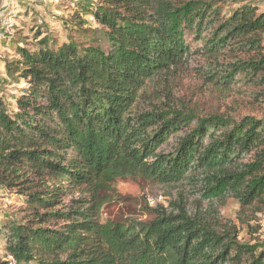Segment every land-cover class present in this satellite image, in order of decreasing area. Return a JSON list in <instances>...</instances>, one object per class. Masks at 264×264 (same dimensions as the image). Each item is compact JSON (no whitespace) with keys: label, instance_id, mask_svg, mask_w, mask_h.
<instances>
[{"label":"trees","instance_id":"trees-1","mask_svg":"<svg viewBox=\"0 0 264 264\" xmlns=\"http://www.w3.org/2000/svg\"><path fill=\"white\" fill-rule=\"evenodd\" d=\"M238 1L94 0L68 16L106 44L20 47L5 63L27 89L14 110L0 100V190L23 204L0 221V264H264L220 212L264 213V118L200 116L172 95L192 69L264 106V11L222 13ZM123 180L159 189L144 219H102Z\"/></svg>","mask_w":264,"mask_h":264},{"label":"rangeland","instance_id":"rangeland-1","mask_svg":"<svg viewBox=\"0 0 264 264\" xmlns=\"http://www.w3.org/2000/svg\"><path fill=\"white\" fill-rule=\"evenodd\" d=\"M74 1L61 0V3L55 7L50 5L30 7L22 4L20 12L13 14L14 27L9 29L11 37L7 41L3 40L0 44V100L9 107V110L15 109V99L27 89V85L23 81L8 78L5 71L6 62L17 60L16 51L21 49L20 47H27L29 51H36L40 46L56 49L68 41L85 45L96 37L100 40V44H106L102 41L100 33L94 34L98 28L91 26L78 28L77 24L70 22L68 16L76 9L82 13L81 9L84 10L90 4H96L94 0ZM244 2L255 5L260 11H264V0H245ZM243 3L240 1L236 4L226 2L222 6V13L229 14ZM10 8L9 0H0V19L4 9L9 11ZM40 16L46 20L42 27H38ZM43 39H47L46 43L40 44ZM20 42L23 45L19 44ZM172 88L174 101L178 105L192 108L200 116L212 111L219 114L233 113L238 117L249 114L255 118H264V106L252 104L248 95L212 91L201 84L192 69L180 74ZM115 189L120 198L102 211V219H120L130 213L144 219L146 217L144 211L152 205L150 199L160 194L159 189L150 188L141 181H118ZM22 206L21 197L0 190V221L12 215ZM220 212L224 220H230L237 225L240 241L260 243L264 246V213H254L253 209L240 211L239 205L234 200H229ZM241 220L247 221L248 225L240 224ZM2 250L0 244V256L3 255Z\"/></svg>","mask_w":264,"mask_h":264},{"label":"built area","instance_id":"built-area-1","mask_svg":"<svg viewBox=\"0 0 264 264\" xmlns=\"http://www.w3.org/2000/svg\"><path fill=\"white\" fill-rule=\"evenodd\" d=\"M11 8L8 11V9H4V11L1 13V19H0V44L3 40L10 39V30L12 27H14L12 21L14 18L13 14H18L20 12V6L22 4H26L30 7H37L38 5H50L52 7H55L61 3V0H9ZM76 2V0L74 1ZM4 14V15H3ZM42 15V14H41ZM13 16V17H12ZM54 19V17H52ZM88 24L94 23L93 16H88L86 19ZM46 22L45 18L40 16V19L38 20V27H42L43 24ZM1 59V54H0Z\"/></svg>","mask_w":264,"mask_h":264}]
</instances>
